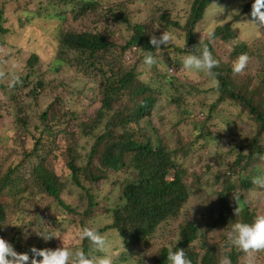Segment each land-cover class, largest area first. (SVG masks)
Instances as JSON below:
<instances>
[{"label": "trees", "instance_id": "1", "mask_svg": "<svg viewBox=\"0 0 264 264\" xmlns=\"http://www.w3.org/2000/svg\"><path fill=\"white\" fill-rule=\"evenodd\" d=\"M70 2L76 3L71 12L79 28L73 29L72 25H68L66 31L60 29L58 32L60 52L54 69L59 71L63 64L68 65L70 62L80 73L91 76L93 80L101 79L102 107L97 115L98 121L93 126L101 132L95 136L91 158H101L103 176L88 167L70 162L68 167L72 170L71 177L63 179L64 183H61L46 160L40 163L36 161L40 159L35 156L42 150L45 154L41 155L43 159L57 158L56 152H52L55 145H47L45 138L51 133L52 127L44 128L33 150L25 154V167L8 164L0 168V237L11 243L17 252H27L31 257L33 246L38 249H55L62 245L60 239L46 241L38 233L48 234L60 230L65 237L69 233L68 229L81 230L86 225H94L102 235L107 234L113 243L114 264H167L169 247L185 250L192 264H218L220 254L228 256L232 264H239L245 256L230 245L226 233L232 222H251L258 214L251 200L264 189L253 185L252 177L264 171V162L257 155H264V104L255 98L252 84L232 79V62L240 54L247 53L250 62L254 61L250 68L253 67L251 69L257 72L255 79L264 86V45L260 39L264 36V27H260L259 36L251 43L239 38L235 41L232 24L218 26L212 32L214 37L211 40L209 37L204 38L203 45H207L213 57L219 61V66L213 69L216 75L212 77L217 83L213 91L218 94V98L209 107L208 114L202 112L204 118L199 119V115L195 116L191 112L187 99L183 98L192 92L179 81L178 76L165 70L164 74L158 69L161 65L163 68L166 65L170 68L182 67L183 46L191 49L199 44L201 37L197 36L198 26L203 22L213 0H193L184 25L172 20L162 10L157 19L154 17L147 24H130L132 36L126 39L123 37V46L97 29L107 25L105 17L98 21L91 17L98 11L100 0L59 1V21H66V9ZM253 3L254 0H251L244 7L246 13L252 11ZM0 6V34L5 36L10 32L2 23L5 0L0 1ZM27 15L20 12L21 26L30 21ZM111 16H115V13H111ZM116 21L117 24L128 23L129 18L126 14L116 18ZM154 27L157 31L159 28L168 31L174 28L183 35L177 38L175 34L176 42L161 46L157 57L159 67H153L158 68L156 73L162 79L146 83L140 79L137 65L130 66L126 58H133L132 54L138 52L144 57L146 51L157 55L150 43L151 35L159 36ZM179 40L180 46L177 42ZM0 42L3 44L4 40L0 39ZM222 43L224 47L231 45L225 57L216 46ZM7 57L5 59L9 60ZM39 61V56L32 54L25 66L34 67ZM259 63L262 69H259ZM19 81L26 83L24 80ZM164 83L173 90L168 97L163 94ZM163 98L170 99L178 108L180 120L172 126V130H168V124L165 125V117L158 123L159 130L151 133L146 127L142 126L141 129L140 125L147 122V119L153 120L155 109ZM227 103L238 108L240 114L234 117L227 114L223 120L216 121V118H221ZM119 104L121 109L118 110ZM64 115L68 114L64 112ZM44 117H48L47 112ZM131 124L139 127L142 141H138L135 133L129 131ZM189 125L193 128L187 130L191 132L187 136L183 127ZM59 131L62 133V130ZM168 132L177 136L175 148L171 151L162 138ZM46 146L51 149L47 150ZM56 148L58 151L59 147ZM212 149L216 153L213 154ZM29 163H33V166H29ZM192 178L195 179L194 189L190 186ZM108 180L113 183V188L101 199L95 186L99 187ZM204 182L208 189L203 187ZM20 183L22 187H19ZM193 191L201 194L204 199L199 201L203 209L213 205L216 207L211 210L210 219L203 218L206 221L203 231L193 221L192 208L198 205L197 201L192 202ZM14 193L24 199L49 196L54 204L41 209L32 218L22 220L18 217L22 213L21 202L8 203L6 199L7 195ZM67 193L68 198L64 199L63 195ZM233 194L239 196L243 204V210L237 217L234 215L237 205ZM67 199L75 200L76 204ZM102 204H108V207H103V214L99 216L101 212L98 215L97 212ZM158 240L164 242L154 257V263H147L146 253L156 247ZM207 240L213 241V244L209 246ZM67 245L71 248L79 247L93 255L100 254L94 251L86 239L82 243ZM263 258L264 252L256 254V259Z\"/></svg>", "mask_w": 264, "mask_h": 264}, {"label": "rangeland", "instance_id": "2", "mask_svg": "<svg viewBox=\"0 0 264 264\" xmlns=\"http://www.w3.org/2000/svg\"><path fill=\"white\" fill-rule=\"evenodd\" d=\"M59 1L61 0H5L2 23L3 27L6 30H10V32L5 36L0 34V39L4 40L3 44L0 42V71L5 74L3 78H0V108H2L0 110V168L6 167L8 164L25 167L27 165L25 164L27 156L25 154L33 150L37 139L42 136L43 129L52 127L51 133L47 134L45 138L47 145H55L52 152H56L57 158L43 159L41 156H45L43 150L39 151L35 157H39L40 160H36L38 163L46 160L48 167L54 170L59 181L64 183L63 179H70L71 177L72 170L68 167L70 162H76L78 165L88 167L89 170L103 176L101 158L99 156L91 158V150L96 140L95 136H99L101 132V130L94 129L93 126L98 121L97 115L102 107V85L100 78L93 80L91 76L80 73L76 66L70 62H68V65L63 64L59 71H55L54 64L57 63V58L59 57L57 55L60 52L58 32L60 29L66 31L68 25H72L73 29L79 28V23L73 20V13L71 12V8L76 3H69L66 9L67 19L63 23L57 19ZM250 1L213 0V4L207 10L203 22L198 26L197 36L202 38V34H204V38H207V33L213 32L218 26L232 24L236 35L235 41L239 38V40L251 43L255 37L259 36L261 28L250 23L253 21L251 12L246 13L244 10V7ZM19 2L21 4H17ZM192 2L193 0H100L98 11L91 17L97 21L101 17H105L107 25L105 27L101 25L97 29L119 46H123L125 42L123 37L126 39L132 36V31L129 28L130 24H147L152 18L155 17L157 19L160 16V10L164 14L169 15L172 20L184 25L188 20L190 3ZM18 7L19 9H17ZM1 10L2 7L0 6ZM20 12H24V16L28 14L27 16L30 19L29 22L24 23L22 26L19 22ZM111 13H115V16H111ZM126 14L129 22L117 24L116 18H121V16ZM22 19L23 24L25 17ZM154 28L155 33L158 35H161L163 31H168L162 28L157 31L156 27ZM170 29V32L174 36L176 34L177 38L183 35L179 30ZM260 39L264 45V36L260 37ZM177 42L180 46L181 41ZM216 46L220 48V53L224 57L231 50L229 48L231 45L224 47L222 43L220 46ZM183 48L185 50L181 57L189 50L185 45ZM32 54H37L40 61L34 67L25 66ZM132 55L133 58L128 56L126 61L130 66L137 65V73H140V79L143 82L149 83L152 80L162 79L156 73L158 68L154 69L152 67L148 70L142 67L143 54L138 52ZM6 57L9 60H6ZM119 58L123 59L121 56ZM223 61L227 62L226 60ZM253 63L254 61L252 63L249 61L245 71L239 75L232 74V79L252 84L251 89L256 92L255 98L264 104V86L254 77L257 72L251 69L253 67L250 68ZM257 65L259 69L263 68L260 63ZM166 66L163 68L161 65L158 71H162L164 74L169 71V74L178 76L179 81L185 84L192 92L191 95L187 94L183 97L187 99L191 112L195 116L199 115V119H203L204 115L201 113L205 112L207 115L209 107L217 101L218 94L213 91L217 83H213L212 77L205 74L202 75L201 72L189 74L183 71L182 67L170 68L168 65ZM15 77L26 81V83L19 80L18 82L15 81ZM40 84H43V87H40ZM36 87L38 88L35 89ZM158 87L160 88V85ZM162 88L163 94L167 97L173 92L172 88L165 83L162 84ZM39 95L41 97L37 98ZM117 109H121L120 104ZM46 112L48 117H44ZM64 112L68 115L65 116ZM227 114L234 117L240 113L238 108L231 103H227L224 112L221 113V118H216V121L223 120ZM163 117L166 118L165 125L168 124V130H172V126L177 124L181 118L178 108L167 98L159 101L153 120L147 119V122L142 123L140 128L142 129V126L146 127L147 130L153 133L159 130V124ZM192 128L190 125L183 127L187 136L191 134L187 130H192ZM59 130H62V133ZM89 130L92 132L88 133L87 131ZM129 131L135 133L138 141H142V132L138 126L131 124ZM162 138L169 151L175 148V141L177 142L175 133H164ZM56 146L59 147L58 151H56ZM46 149L50 150L51 147L46 146ZM212 153H216V150L212 149ZM29 164V166H33V163ZM106 174L108 175V172ZM70 184L72 183L70 182ZM190 186L192 187L191 189H194V178H192ZM19 187H22L21 183ZM203 187L207 188L205 182ZM112 188L113 183L109 180L101 183L99 187L95 186L101 199L106 197ZM192 193L194 194L192 202H198L197 207L194 205L192 208L193 221L203 231L205 228L204 223L206 222L204 219H210V212L215 210L216 207L213 205L208 207V209H203L199 203V201L204 200L201 194H196L195 191ZM257 194V197L256 195L252 197L251 203L258 213H264V191L257 192ZM41 198H18L15 193L6 196L8 203L21 202L22 213L18 217H21L22 220L24 218L28 220L41 209L54 204V200L52 201L49 196ZM63 198H68V193L65 196L63 195ZM67 200L68 202L74 201L73 204H76L75 200ZM103 204L97 212V215L101 212L99 216L103 214V207H108V204ZM100 220L103 221V219ZM68 230L69 233L64 237L67 243H82L83 240L79 239L78 236L80 229L73 228ZM212 238L210 237L209 239ZM207 241L209 246L213 244V241ZM163 242L164 240H158L156 247L147 251V263H154V257ZM239 264H246V258L241 259ZM255 264H264V258L261 260L256 259Z\"/></svg>", "mask_w": 264, "mask_h": 264}, {"label": "clouds", "instance_id": "3", "mask_svg": "<svg viewBox=\"0 0 264 264\" xmlns=\"http://www.w3.org/2000/svg\"><path fill=\"white\" fill-rule=\"evenodd\" d=\"M251 16L253 21L250 22L256 26L264 27V0H254L252 4ZM207 36L211 40L214 33L208 32ZM204 34L198 45H194L186 51L182 56V70L189 73H204L209 77H215L214 68L219 66V61L213 57L207 45H203ZM175 42V36L170 31H163L161 35L155 34L150 36V43L156 49L157 55L151 51L144 53L142 67L150 70L153 66L159 67L158 54L161 46H168ZM203 45V46H202ZM250 57L247 53L240 54L232 62V72L234 75L242 74L247 68ZM4 72L0 71V78L4 77ZM18 82L19 78L15 77ZM216 83L215 79L212 81ZM258 159L264 162V155L257 154ZM252 184L258 188L264 189V171L258 172L252 177ZM234 203L237 205L234 209L235 217L239 216L243 210V204L239 196L233 194ZM227 241L232 247L241 251L245 258L246 264H255L256 254L264 252V213L256 214L251 222H243L236 220L227 227ZM44 240L58 238L62 241V245L55 249L31 248L32 256L29 253H19L14 246L0 237V264H114L113 243L109 240L107 234H101L94 225L84 226L78 233L79 239L88 240L95 252L99 255H93L91 252L86 253L79 247L71 248L67 245L60 230L51 233H38ZM167 264H192L187 258L185 250L168 248ZM218 264H232L230 258L224 254H220Z\"/></svg>", "mask_w": 264, "mask_h": 264}]
</instances>
